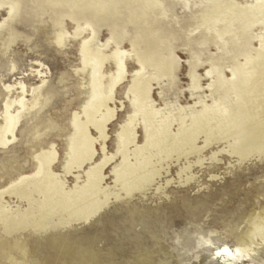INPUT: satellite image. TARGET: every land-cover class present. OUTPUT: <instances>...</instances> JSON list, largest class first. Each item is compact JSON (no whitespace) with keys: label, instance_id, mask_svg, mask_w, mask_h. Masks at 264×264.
Masks as SVG:
<instances>
[{"label":"rangeland","instance_id":"1","mask_svg":"<svg viewBox=\"0 0 264 264\" xmlns=\"http://www.w3.org/2000/svg\"><path fill=\"white\" fill-rule=\"evenodd\" d=\"M12 1L18 4L16 11L10 10L8 0H0V113L6 100L23 97L27 106L37 104L23 111L17 103L12 106L20 117L14 139L0 147V182L32 166L34 154L53 146L58 156L54 167L66 189L84 183L82 172L64 175L62 171L74 133L73 114L81 116L90 95V67L82 70L80 46L92 38L93 46L99 45L107 54L115 47L127 53L124 76L106 101L113 115L105 122V139L101 141L94 127L89 128L95 163L104 155L108 158L100 186L107 197L86 220L56 226L51 219L45 230L34 228L26 218L22 229L6 233V212L0 216V264H30L22 250L30 238L51 248H91L96 264H264V231L252 232L264 214V154L239 159L213 137L203 146L201 135L197 139L200 151L163 163L159 174L140 189L125 191L114 174L122 162L118 134L132 116L127 133L135 144L128 145V150L145 145L144 120L129 92L135 73L149 81L146 103L176 114L173 128L182 118L179 109L188 113L191 108L236 107L234 101L242 92L234 90L233 84L249 76L241 71L263 53L264 2L114 0L119 8L115 23L96 17L87 27L84 17L75 20L66 13L55 24L52 10L38 4L42 0ZM131 11L142 20L138 26L129 20ZM61 27L67 33L65 42L58 45L54 31ZM76 27H87L84 39L73 35ZM146 29L150 32H145L143 40L139 37L132 51L131 41ZM145 46L151 48V59L141 69L136 52ZM212 62L219 74L211 71ZM114 71V62L107 59L102 68L104 96L110 94L109 75ZM8 200L12 212L18 207L24 210V202L13 196ZM200 238L208 242L197 246ZM6 242L18 249L2 257ZM224 245L250 248V255L227 258L217 253ZM31 264L64 262L60 256Z\"/></svg>","mask_w":264,"mask_h":264},{"label":"bare ground","instance_id":"2","mask_svg":"<svg viewBox=\"0 0 264 264\" xmlns=\"http://www.w3.org/2000/svg\"><path fill=\"white\" fill-rule=\"evenodd\" d=\"M258 1L264 2V0ZM8 2L11 11L18 9L17 3L12 0ZM151 2L155 3L156 0ZM38 4L41 7L47 5L52 10L55 24H59L58 17L61 13H66L75 20L78 16L84 17L82 18L83 23L87 27H92V19L96 17L115 23L119 13L114 0H42ZM129 15V20L137 26L142 21L137 20L132 11ZM87 27H76L73 35L84 39L87 36L84 34ZM142 31L131 41L132 51L135 50L139 37L143 40L145 32H150L149 29ZM66 33L63 27L61 30L54 31L56 44L62 45L65 42ZM92 40V38L84 40L80 46L82 70L85 66L90 67V95L82 108L81 116L77 113L73 114L74 133L62 170L64 175L72 174L74 171L82 172L84 183L76 184L72 189H66L64 178L56 172L54 167L58 156L53 146L34 154L32 166L23 168L0 182V216L7 212V216L3 218V228L6 233L22 229L21 225L26 222V218L30 219L32 226L39 230H45L51 219L56 220V226L68 224L73 220H86L107 197V193L101 190L100 186L103 179L102 171L108 158L104 155L100 162L95 163L97 155L94 153V139L89 135V128L90 125L93 126L98 138L101 141L105 139L104 125L107 118L113 115V112L106 106V101L111 99V92L124 76V56L127 52L115 47L107 54L99 45L93 46ZM107 43L103 45L104 48L107 47ZM261 49L263 53L259 58L252 60L253 63L241 71L244 75L249 73L252 75L249 74L243 80H238L233 84L234 90L242 92L238 100L234 101L236 107L232 105L204 107L197 111L191 108L188 113L179 109L178 114L182 115V118H178L176 128H173V122L177 120L176 114H173L171 110H156L146 103L149 81L136 72L129 92L133 95L137 111L141 113L144 120L145 145L140 147L135 145L134 148L128 150V145L135 144L134 137L127 133V129L131 131L129 127L133 125L134 116H132L123 132L118 134L122 162L121 167L114 171L116 182L125 191L144 187L146 182H150V179L159 174L163 163L188 157L200 151L197 139L201 135L205 142L203 146L210 144V139L213 137V141L221 142L223 149L226 148L239 159L259 157L264 154V47ZM150 51L151 48L145 46L142 51L136 52L141 69H144L145 60L151 59ZM107 59L114 62L115 71L109 75L107 93L110 94L104 96L102 68ZM257 63L258 68L255 67ZM210 67L212 72L219 74L216 62H212ZM234 73H238L236 68H234ZM256 73L258 76L255 77ZM19 84L21 91L24 92V84L21 82ZM194 86H197L195 81ZM6 88H10V85ZM38 90L37 88L33 90L35 97L39 94ZM23 99L20 97L12 101L6 100L3 103L0 113V147L8 145L15 137L20 115L18 111L12 109L13 104L17 103L20 111L37 104L35 101L27 106ZM101 149L104 152V148L101 147ZM89 164L92 167L84 170L83 168ZM100 194L104 197L102 200L99 198ZM11 196L24 202V210L18 207L15 213L12 212L8 202ZM263 231L264 214L252 226V232ZM207 242V239L200 238L197 246ZM5 244L2 257L18 249L13 242ZM22 250L26 256L25 259L30 264L38 263V261L46 263L60 256L64 264H96L94 257L96 252L91 248L84 251L76 247H70L67 250L61 247L51 248V245H44L38 239L30 238L25 240ZM249 250L250 248L243 247L231 249L224 245L217 250V253L223 252L227 258L233 259L237 255L248 257ZM111 253L112 251H108V254ZM106 258L111 259L109 255Z\"/></svg>","mask_w":264,"mask_h":264}]
</instances>
